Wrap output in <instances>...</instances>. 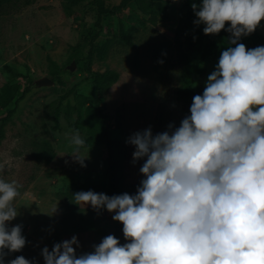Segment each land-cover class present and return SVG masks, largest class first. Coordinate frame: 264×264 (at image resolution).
Segmentation results:
<instances>
[{
  "label": "rangeland",
  "instance_id": "rangeland-1",
  "mask_svg": "<svg viewBox=\"0 0 264 264\" xmlns=\"http://www.w3.org/2000/svg\"><path fill=\"white\" fill-rule=\"evenodd\" d=\"M105 1L110 6L120 2ZM201 3L202 0L197 3V10ZM95 21L92 0L1 3L0 95L8 92L18 96L25 86L31 87L3 125L0 140V165L5 168L0 178L22 185L21 195L14 202L18 215L6 224L9 228L21 225L26 239L21 251L4 250L8 253L6 262L23 256L32 264H45L42 249L51 251L54 244L73 236L79 241V247L73 245L79 256L93 252L94 245L114 233L115 213L106 208L97 212L90 204L77 205L71 197L76 191L102 192L107 182L106 147L92 142L99 124L90 108L92 87L83 64L89 51L93 70L119 74V79L105 91L102 107L110 138L120 146L124 188L135 195L145 178L140 173L145 161L133 163L135 147L126 143L128 138L149 126L153 135L174 130L191 114L193 101L177 96L182 87L179 52L201 67L190 89L202 95L222 51L235 47L224 36L216 37L209 46L191 29L182 0H172L167 9L157 8L147 0L131 1L104 23L93 40ZM197 26L202 30L205 27ZM255 31L264 35V20ZM238 43L247 49L257 47L245 36ZM43 76L53 83L34 86L32 81ZM57 104L59 116L54 122ZM4 111L0 108V113ZM74 130L85 140L80 155L85 157L86 167L71 156ZM46 143L52 151L49 157L43 150ZM118 240L121 244L128 242L122 230Z\"/></svg>",
  "mask_w": 264,
  "mask_h": 264
},
{
  "label": "clouds",
  "instance_id": "clouds-1",
  "mask_svg": "<svg viewBox=\"0 0 264 264\" xmlns=\"http://www.w3.org/2000/svg\"><path fill=\"white\" fill-rule=\"evenodd\" d=\"M192 8L205 35L228 23L235 47L222 51L178 128L153 135L149 126L128 138L133 163L145 161L135 195L73 194L77 205L115 213L128 242L108 235L77 256L73 236L51 251L44 247L45 264H264V46L238 43L261 25L264 0H202ZM71 144L73 160L86 167L78 130ZM21 187L0 178V264L5 249L19 252L26 244L22 226L6 224L18 215ZM7 264L32 262L17 256Z\"/></svg>",
  "mask_w": 264,
  "mask_h": 264
},
{
  "label": "trees",
  "instance_id": "trees-1",
  "mask_svg": "<svg viewBox=\"0 0 264 264\" xmlns=\"http://www.w3.org/2000/svg\"><path fill=\"white\" fill-rule=\"evenodd\" d=\"M3 0H0V6ZM131 1L137 0H120V2L116 5H107L105 0H92L95 8H96V21L95 25L97 27L94 35L93 40L98 36L102 27L108 19L119 12L122 8L126 7L127 4ZM148 2L157 6V8L167 9L170 5L172 0H147ZM201 0H182V9L187 13L188 19L190 21L191 29L194 32L198 33L201 37L204 38L206 43L210 46L213 40L218 36L229 37L231 34L226 31L227 27L230 25L226 23L225 30H221L219 34L215 35H205L203 30L194 23L196 16L194 14L192 4L193 3H200ZM191 33V32H190ZM122 37L129 41V38L122 33ZM252 40L256 46H264V35L254 31L252 34L245 36ZM179 58L181 63V72H180V79L182 82V87L178 90L177 96L180 100L183 101H193V97L197 95V93L190 89V84L192 83L196 74L201 73V67L194 65L188 55L183 51L179 52ZM91 61H92V51H89L88 54L83 58V64L85 71L87 72V79L91 83V106L90 108L93 110L96 121L99 124V132L97 136L92 141L93 143H101L104 144L106 147V176L107 182L106 187L102 192L108 195L109 197L113 195H120L123 193L129 192L124 188V184L122 181V175L120 173V146L118 142L110 138L108 128H107V115L105 114L102 104L105 97V91L107 88L116 80L119 79V74L115 71H96L91 68ZM31 82L32 79H29ZM34 82V81H32ZM30 85L25 86L18 96H15L14 93H6L4 95H0V108H3L5 111L4 113H0V140L3 137V125L5 122L11 118L13 113L16 110V107L20 100H22L27 92L30 90ZM12 103V105H10ZM59 116V106L58 104L53 109V121L56 122ZM56 126V124H55ZM44 154L46 156H50L52 151L50 145L48 143L44 146ZM77 192V191H76ZM73 192V194L76 193ZM95 193H97L95 191ZM123 229V224L121 222L116 223L114 227L113 235L118 239L120 231ZM5 264L7 262L5 261Z\"/></svg>",
  "mask_w": 264,
  "mask_h": 264
},
{
  "label": "water",
  "instance_id": "water-1",
  "mask_svg": "<svg viewBox=\"0 0 264 264\" xmlns=\"http://www.w3.org/2000/svg\"><path fill=\"white\" fill-rule=\"evenodd\" d=\"M73 67H74V63H72L68 68L71 70V69H73ZM52 83H53L52 79H50L49 77L43 76V77H40V78L34 80L33 85L34 86H42V85H49Z\"/></svg>",
  "mask_w": 264,
  "mask_h": 264
}]
</instances>
